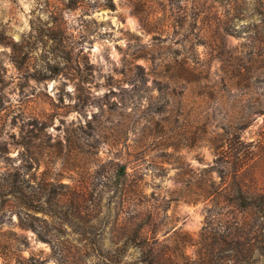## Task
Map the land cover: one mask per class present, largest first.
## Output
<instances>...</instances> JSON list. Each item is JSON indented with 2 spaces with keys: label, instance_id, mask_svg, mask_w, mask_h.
<instances>
[{
  "label": "rangeland",
  "instance_id": "obj_1",
  "mask_svg": "<svg viewBox=\"0 0 264 264\" xmlns=\"http://www.w3.org/2000/svg\"><path fill=\"white\" fill-rule=\"evenodd\" d=\"M238 182L264 195V0H0V264H264Z\"/></svg>",
  "mask_w": 264,
  "mask_h": 264
},
{
  "label": "trees",
  "instance_id": "obj_2",
  "mask_svg": "<svg viewBox=\"0 0 264 264\" xmlns=\"http://www.w3.org/2000/svg\"><path fill=\"white\" fill-rule=\"evenodd\" d=\"M113 6V5H112ZM217 145L216 148L219 149L221 148V144H215ZM123 174L124 170L122 171ZM232 189L229 188H224L223 193H226V197L233 198L241 207L246 211H258L260 213V216L264 219V195L256 192H251L247 190L246 185L243 184L242 182L235 183ZM247 244L245 241L243 245ZM145 250H142L144 252ZM152 253L156 252L153 249L150 250ZM158 255L155 257V261H153L152 264H177L173 262L171 259L172 257L168 256L167 257V251L163 250V252H157ZM181 258L185 259L187 255H185V252L183 253L180 251ZM185 256V257H184ZM251 257V255L249 256ZM187 258V257H186ZM157 259V260H156ZM179 264V263H178ZM184 264H208L207 262L203 261H188L185 262Z\"/></svg>",
  "mask_w": 264,
  "mask_h": 264
}]
</instances>
